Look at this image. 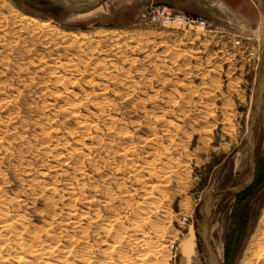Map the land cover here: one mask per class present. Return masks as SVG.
I'll use <instances>...</instances> for the list:
<instances>
[{"label":"rangeland","instance_id":"rangeland-1","mask_svg":"<svg viewBox=\"0 0 264 264\" xmlns=\"http://www.w3.org/2000/svg\"><path fill=\"white\" fill-rule=\"evenodd\" d=\"M72 1L0 0L1 224L60 240L68 264H240L264 210V0L239 24L198 0ZM154 6L207 24L163 27ZM256 175L228 262L236 190ZM18 236L0 264H17Z\"/></svg>","mask_w":264,"mask_h":264},{"label":"bare ground","instance_id":"bare-ground-1","mask_svg":"<svg viewBox=\"0 0 264 264\" xmlns=\"http://www.w3.org/2000/svg\"><path fill=\"white\" fill-rule=\"evenodd\" d=\"M105 4V2H104ZM102 5L98 6L95 10L101 8ZM89 12H92V11H89ZM38 20V19H36ZM36 22V21H35ZM41 27L43 28H46V29H53L55 30L58 25L56 23H54L51 19H46L42 24H41ZM70 63V62H69ZM77 64V63H76ZM67 67V66H65ZM79 71V70H78ZM104 93V92H103ZM10 100V99H9ZM8 102V101H6ZM103 104V103H102ZM110 107V105H109ZM13 116V115H12ZM113 120V119H112ZM24 122V121H23ZM7 124V123H6ZM14 124V123H13ZM89 124V123H87ZM22 126V125H21ZM84 127V126H83ZM2 135V134H1ZM1 139V138H0ZM2 142H0L1 144ZM13 147V146H12ZM5 149V148H4ZM7 150V149H6ZM124 150V149H123ZM149 163V162H148ZM151 163V162H150ZM153 163V161H152ZM155 174V173H154ZM81 184V183H80ZM71 186V185H70ZM79 186V185H78ZM166 186V185H165ZM43 188V187H42ZM150 188V187H149ZM51 189V188H50ZM82 189V188H81ZM159 192V191H158ZM71 193V192H70ZM76 193V192H75ZM82 197V196H81ZM156 197V196H155ZM2 198V197H1ZM99 198V197H98ZM90 199V198H89ZM154 199V198H152ZM82 200V199H81ZM86 200V199H85ZM72 201V200H71ZM111 201V200H110ZM153 203V202H151ZM85 204V203H84ZM104 204V203H103ZM68 205V204H67ZM111 205V204H110ZM17 206V204H16ZM70 206V205H69ZM156 206V205H155ZM73 207V205L71 206ZM66 208V207H65ZM74 208V207H73ZM76 208V207H75ZM89 208V207H88ZM114 208V207H113ZM157 208V207H156ZM111 209V208H110ZM116 209V208H115ZM167 209V208H166ZM143 210V209H142ZM154 210V209H153ZM55 211V210H54ZM166 211V210H165ZM50 212V211H49ZM61 212V211H60ZM67 212V211H66ZM151 212V211H150ZM1 213H4V212H1ZM9 213V212H8ZM58 214V213H57ZM72 214V213H71ZM146 214V213H145ZM167 214V213H166ZM49 215V214H48ZM56 215V214H55ZM70 215V214H68ZM4 216V215H3ZM7 216V215H6ZM67 216V215H66ZM78 216V215H77ZM85 216V215H84ZM88 216V215H87ZM1 218V217H0ZM67 218H69L67 216ZM66 218V219H67ZM126 218V217H125ZM15 219V218H14ZM19 219V218H18ZM22 218H20L21 220ZM70 219V218H69ZM119 219V218H118ZM16 220V219H15ZM52 220V219H51ZM127 220V219H126ZM69 221V220H68ZM71 221V220H70ZM81 221V220H80ZM145 221V220H144ZM22 222V221H21ZM55 222V221H54ZM59 222V221H58ZM150 222V221H149ZM53 223V222H52ZM144 223V222H143ZM1 224V222H0ZM18 223L13 222L11 221L10 219V216L9 218H6L5 220L2 221V224H1V227H0V241H1V246H0V250H2V246L3 245H10V240H11V237L13 235H19L18 232L20 230H17V225ZM20 224V223H19ZM23 224V223H22ZM61 224V222H60ZM63 224V223H62ZM60 225L62 226L63 228H65L63 225ZM71 224V222H70ZM79 226L80 223H77ZM47 225V223H46ZM73 225V224H72ZM108 225V224H107ZM123 225V224H122ZM121 225V226H122ZM131 225V224H130ZM138 225V224H137ZM148 225V224H147ZM23 226V225H22ZM21 226V227H22ZM44 226V225H43ZM155 226V225H154ZM48 227V226H47ZM46 227V228H47ZM51 227V226H50ZM72 227V226H71ZM76 227V226H75ZM123 227V226H122ZM156 227V226H155ZM45 228V227H44ZM70 228V227H69ZM68 228V229H69ZM51 229V228H50ZM83 229V228H82ZM142 229V228H141ZM140 229V230H141ZM43 230V229H41ZM73 230V229H72ZM120 230V229H119ZM261 230V237L257 239V235L256 236H253V238L251 239L250 241V244L249 246L247 247L245 253H244V256L240 262V264H264V210L259 218V221H258V225H257V230L256 231H259ZM22 231V230H21ZM53 231V229H52ZM76 231V230H75ZM81 231V230H80ZM38 232V231H37ZM36 232V233H37ZM57 232V231H56ZM59 232H61L59 230ZM143 232V231H142ZM21 233V232H20ZM25 233V232H24ZM29 233V232H28ZM88 233V232H87ZM255 233V232H254ZM47 234V233H46ZM92 234V233H91ZM29 235V234H28ZM61 235V234H60ZM111 235V234H110ZM130 235V234H129ZM52 236V235H51ZM157 236V235H156ZM212 236V235H211ZM19 237V238H18ZM17 237L18 239V245L21 244L22 245V252L19 254V255H16V252L17 250L15 251V255H16V260L14 259L13 261H16L17 264H29L30 260L28 259V257L31 258V256H39L40 259H43L44 262L46 264H68L67 262L69 261L68 259L71 258L72 256V250H69L67 251L64 250L65 246L62 245V243H60V240L54 242V244H46V242L48 241L47 240H42L40 235H35L33 237L31 241V243L29 244H25L23 242V239L20 235ZM50 237V236H48ZM58 237V236H57ZM64 237V236H63ZM81 237V235H80ZM85 237V236H83ZM128 237V236H127ZM255 237V238H254ZM45 238V237H43ZM53 238V237H52ZM86 238V237H85ZM113 238V236H112ZM130 238V237H129ZM204 238V237H203ZM57 239V238H56ZM78 239V238H77ZM76 239V240H77ZM121 239V238H120ZM138 239V237H137ZM51 240V239H50ZM84 240V239H83ZM113 240V239H112ZM126 240V239H125ZM13 241V239L11 240ZM17 241V240H16ZM54 241V240H53ZM122 241V240H121ZM127 241V240H126ZM155 241V240H154ZM21 242V243H20ZM52 242V241H51ZM78 242V241H77ZM84 242V241H83ZM104 242V241H103ZM107 242V241H106ZM27 243V242H26ZM48 243V242H47ZM87 243V242H86ZM136 243V242H135ZM139 243V242H138ZM137 243V244H138ZM151 243V242H150ZM14 244V243H12ZM74 244V242H73ZM141 244V243H140ZM24 245L28 246L27 248L28 249H25ZM75 245V244H74ZM110 245V244H109ZM153 245V244H152ZM222 245V244H221ZM118 246V245H117ZM142 246V245H141ZM147 246V245H146ZM4 247V246H3ZM87 247V245H86ZM115 247V246H114ZM138 247V246H137ZM153 247V246H152ZM195 247H196V234H195V231H194V228L191 227L189 232L187 234H185V236L181 239V243H180V252L182 254V257L186 260V261H189L191 256L195 254ZM20 248V247H19ZM68 248V247H67ZM92 248V247H91ZM111 249V248H110ZM143 249V248H142ZM9 250V248H8ZM76 250V249H75ZM121 250V249H120ZM131 250V249H130ZM162 250V249H161ZM19 251V250H18ZM85 251V250H83ZM168 251V250H167ZM216 251V250H215ZM27 252V253H26ZM79 252V251H78ZM112 252V251H110ZM117 252V251H115ZM218 252L220 253L221 252V249L218 250ZM14 253V251H13ZM76 253V252H75ZM83 254V253H82ZM89 254V253H88ZM117 254V253H116ZM118 255V254H117ZM211 255V254H210ZM216 255V254H215ZM71 256V257H70ZM90 256V255H89ZM135 256V255H134ZM7 257V256H6ZM84 257V256H83ZM86 257V256H85ZM118 257V256H117ZM127 257V256H126ZM145 257V256H144ZM152 257V255H151ZM142 258V257H141ZM216 258V257H215ZM12 259V258H11ZM82 259V258H80ZM87 259V258H86ZM109 259V258H108ZM139 259V258H138ZM151 259V258H149ZM218 259V258H217ZM2 260V259H1ZM90 260V259H89ZM112 260V259H111ZM145 258L141 259V261L144 262ZM77 261V260H76ZM88 261V260H86ZM86 261H83V262H86ZM140 261V259H139ZM217 261V260H216ZM4 262V261H3ZM43 262V261H42ZM78 263L80 262L79 260L77 261ZM81 263V264H85V263ZM100 262V261H99ZM107 262V261H106ZM114 262V260H113ZM123 262V261H121ZM120 262V263H121ZM125 262V261H124ZM31 263V262H30ZM44 263V264H45ZM70 263V262H69ZM88 263V262H87ZM102 263V262H101ZM129 263V262H128ZM218 263V262H217ZM33 264V263H32ZM71 264V263H70ZM97 264V263H96ZM103 264V263H102ZM114 264V263H113ZM123 264V263H122ZM143 264V263H142Z\"/></svg>","mask_w":264,"mask_h":264},{"label":"trees","instance_id":"trees-1","mask_svg":"<svg viewBox=\"0 0 264 264\" xmlns=\"http://www.w3.org/2000/svg\"><path fill=\"white\" fill-rule=\"evenodd\" d=\"M259 170L264 171V157L257 164V173L259 172ZM258 178L259 176L256 175L254 181L244 191L238 193L237 195V200L233 212V221L229 231V237L226 242L225 257L228 262L231 261L236 254L239 237L244 231L243 222H240V220H242L246 204L255 194V190L258 186Z\"/></svg>","mask_w":264,"mask_h":264},{"label":"built area","instance_id":"built-area-1","mask_svg":"<svg viewBox=\"0 0 264 264\" xmlns=\"http://www.w3.org/2000/svg\"><path fill=\"white\" fill-rule=\"evenodd\" d=\"M147 14L154 23L163 27L190 28L207 24V21L201 17L177 12L167 6L150 7ZM237 44H240V41H237ZM249 54L252 57L255 56L253 51H250ZM173 247H175V244L172 245Z\"/></svg>","mask_w":264,"mask_h":264},{"label":"crops","instance_id":"crops-1","mask_svg":"<svg viewBox=\"0 0 264 264\" xmlns=\"http://www.w3.org/2000/svg\"><path fill=\"white\" fill-rule=\"evenodd\" d=\"M203 1L205 9L219 8L222 10H228L231 15L227 14L230 18V22H239L244 19H256L255 15V3L251 0H198ZM255 17V18H254Z\"/></svg>","mask_w":264,"mask_h":264},{"label":"water","instance_id":"water-1","mask_svg":"<svg viewBox=\"0 0 264 264\" xmlns=\"http://www.w3.org/2000/svg\"><path fill=\"white\" fill-rule=\"evenodd\" d=\"M98 0H83V1H72V2H65V4L69 7H77L80 4H84V5H89L92 4L94 2H97ZM245 187V186H244ZM244 187L237 189V193H239Z\"/></svg>","mask_w":264,"mask_h":264}]
</instances>
